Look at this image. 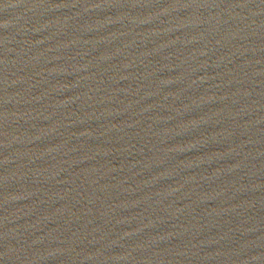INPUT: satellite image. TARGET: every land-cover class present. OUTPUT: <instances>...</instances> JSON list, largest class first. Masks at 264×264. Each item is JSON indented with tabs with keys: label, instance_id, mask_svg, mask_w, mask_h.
I'll return each instance as SVG.
<instances>
[{
	"label": "water",
	"instance_id": "1",
	"mask_svg": "<svg viewBox=\"0 0 264 264\" xmlns=\"http://www.w3.org/2000/svg\"><path fill=\"white\" fill-rule=\"evenodd\" d=\"M0 264H264V0H0Z\"/></svg>",
	"mask_w": 264,
	"mask_h": 264
}]
</instances>
